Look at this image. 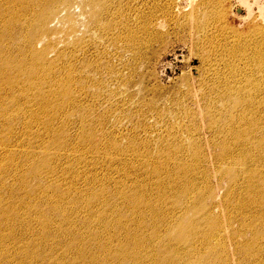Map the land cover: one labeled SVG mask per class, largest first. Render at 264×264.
Segmentation results:
<instances>
[{
    "label": "rangeland",
    "instance_id": "374dc122",
    "mask_svg": "<svg viewBox=\"0 0 264 264\" xmlns=\"http://www.w3.org/2000/svg\"><path fill=\"white\" fill-rule=\"evenodd\" d=\"M101 1L103 5L95 7H105L103 24L94 25L90 17L92 7L86 0H71L69 4H66L68 0H55L56 10L49 18L47 34L32 37L35 31L42 29L38 23H33L31 30L30 50L42 57L41 63L46 69L38 78L41 81L39 87L28 89L32 78L22 73L16 79L12 77L9 86H0L1 99L10 95L15 97V100L7 102L0 99V173H3L0 175V211L9 206L23 215L28 208L17 210L16 203L33 190H43L48 199L52 195L67 197L63 210L69 217L62 224H54L50 228L52 242L47 244L42 240L44 229L37 222H30L23 228V235L14 242L16 245L11 244L6 237L8 231L4 233L0 226V246L10 250V253L0 254V262L9 260L16 264L15 261H20L21 248L30 246L37 253L33 264H139L137 254L123 262L116 259V255L127 247L124 231L105 229L99 222L91 220L98 221L106 216L113 222L122 218L126 223H133L136 217L125 204L121 192L136 197L144 192L145 199L155 202H145V208H148H143L142 218L149 211L159 208L154 214L163 215L174 208H181V205L172 206L175 196L170 197L167 205L154 200L158 193L155 187L157 179L152 177L151 167L143 168L141 161L134 166L128 160L121 167L122 156L113 150L115 146L118 149L129 147L122 152L128 159L133 156L146 159L149 157L146 153H150V157L157 160L160 159V154H156L158 151L174 150L168 153L165 163L172 164L176 158L183 165L189 163L193 149H196L200 153L199 166L200 160L206 161L203 167L209 174L210 185L205 189L200 179L193 181L197 191L196 208L190 216L179 215L180 218L184 216L182 226L188 229L199 227L197 231L204 236L209 231L203 224V213L210 211L213 221L219 223L220 231L213 236V244L199 257L212 258L216 247L222 245L227 249L228 264H237L235 250L246 242L250 247L256 243L262 248L264 236L251 240L250 233L242 234L240 221L230 216L232 211L248 215L251 207L245 208L241 203L226 200L232 188H229L231 184H221V180L231 181V175L227 174L231 171L215 175L210 170L215 164L224 171L230 170L232 161L226 158L216 163L214 156L221 153V149L211 143L230 141L227 133L217 129L215 124L222 114L219 99L223 92L219 87L223 83H229L238 95L242 91L254 93L253 106L243 105L237 112L248 114L258 122L260 127L255 128V133L263 130L264 0ZM26 3L12 10L6 5L3 7L4 20L16 17L11 22L15 35L26 14L33 21L40 14L39 7L34 13H28L35 2L28 3L29 7ZM15 11L19 14L15 15ZM2 29L4 26L0 22V43L10 50L16 69L22 65L17 60L23 57L21 53L18 55L16 47H22L24 41L19 39L13 43L15 36L13 40L3 41ZM0 67L11 66L2 60ZM3 75L12 76L8 71H0V76ZM63 87L69 90L70 95H59L56 100L65 103L66 115L54 106L46 105L47 101H53L52 91L56 89L60 93ZM69 98L75 101L66 105ZM36 102L45 110L42 111ZM15 109L22 114L13 112ZM43 123L49 125L48 130ZM240 123L238 126L246 127L244 122ZM255 133L251 139L259 137ZM229 148L232 149V145ZM82 150L92 154L93 159L85 162ZM54 154L64 157L49 163V156ZM77 158L82 160L79 164L75 161ZM32 160L41 166L40 175H49L57 170V187L54 190L51 183L29 177L27 173L24 175L27 180L19 190V174L30 169L28 163ZM93 164L95 168H92ZM244 167L242 170L245 172L240 171L237 182L251 176V172L264 175V166L258 162L250 169ZM68 169L75 170L79 177H69L73 173L67 172ZM189 172L186 177L196 175ZM153 175L160 176L161 181L166 177L154 171ZM104 177L105 180H98ZM136 179L140 181L135 183L139 185L135 189L132 181ZM261 184V188L255 190H259L264 198V183ZM91 192L98 198L92 201L94 208L85 215L83 203ZM249 192L244 193L241 199L246 198ZM205 193L208 195L203 197ZM153 203L155 206L149 207ZM39 204L43 205V202ZM74 205L81 207L80 211L69 210ZM257 210L248 215L249 222L253 221ZM154 214L147 215L146 224L151 229L146 227L143 233L148 239L155 238L156 247H159L164 244L165 234H161V221H150ZM260 217H255L256 221ZM83 219L89 220L87 226L82 225ZM90 224L93 226L88 227ZM25 230L30 233L25 235ZM139 235L141 241L148 243L146 237ZM182 236L175 240L182 249L199 244V239L186 240ZM27 237H30L29 241ZM104 242L112 245L109 248L112 247L115 254L108 255L110 249L101 250ZM171 244H174V239ZM79 251H84L85 256ZM168 251L166 249L159 260L163 261ZM249 251L253 252L251 248ZM157 254H160L158 250L153 249V253L143 255L144 264H153L150 259ZM263 260L264 255H261L256 262ZM252 262L255 260L252 259L250 264Z\"/></svg>",
    "mask_w": 264,
    "mask_h": 264
},
{
    "label": "bare ground",
    "instance_id": "6f19581e",
    "mask_svg": "<svg viewBox=\"0 0 264 264\" xmlns=\"http://www.w3.org/2000/svg\"><path fill=\"white\" fill-rule=\"evenodd\" d=\"M0 0V22L3 23L4 29H2V39L3 41L10 39L13 40V36L16 38L14 39L13 43L15 41L19 42V39H22L24 41V45L16 47L18 55H23L21 59H18L17 62H19L22 65H19L18 68L16 66L14 61L11 57L12 54L8 48H6L5 44L0 43V62L2 60H5L8 62V64L12 67L10 68H3L0 67V71H8L11 73L10 75H3L0 76V86L6 85L9 86L11 82L13 81L14 77L19 75V73L24 74L26 77L32 78V82L29 83L28 89H35L38 88L40 85V82L38 81V78L43 74L42 72H46V69L41 63L42 57L37 54L35 51L30 50L29 43L31 41V30L33 23L40 24L41 28L40 30L35 31L32 34V37H39L41 35L47 34V24L50 21V17H52L55 14L54 9V1L55 0ZM71 0H68L66 4H69ZM27 2V3H26ZM35 4L32 6L31 10L28 11V13L32 14L34 13V10L39 7L40 14L37 16V22L33 20L28 19V15H25L24 22L22 26L20 25V28L16 32V35L14 34L15 31H13L12 23L16 20L15 16H10L8 20H4L2 18V14H4L3 7L6 5L10 8V10L14 9L15 7L21 6L23 3H26V6L29 7L28 3ZM87 4L92 7L90 11V17L91 21L94 25L103 24L102 16L105 12V7H101L97 9L95 6L102 3L101 0H86ZM103 5V3H102ZM65 7V6H64ZM19 14L18 11H15V15ZM52 15V16H51ZM13 20V21H12ZM12 22V23H11ZM18 25V22H17ZM19 26V25H18ZM23 31H25L24 35H22ZM1 39V40H2ZM15 45V44H14ZM21 53V54H20ZM14 63V64H13ZM219 89L223 92L220 96V103L222 106V114H220V117L218 118V121L215 123L216 128L220 131H223L227 133L229 137V142L226 141H213L211 144L213 147H220L221 153H218L214 156V161L216 163H219L226 158H230L232 161V169L224 171L218 164L213 165L212 171L215 172V175L220 173V175L225 174L228 171H231L230 174L232 179L231 181H224L221 180V184H231L229 188H232L230 191L231 195H228L226 200L227 201H233L241 203L240 205L242 207H251V211L248 212V215H252L256 208H258L257 212L255 213V216H253V221L249 222V217L246 213H235L231 212L230 216L240 221V225L242 227V234H251L252 238L251 240H254L256 237L264 236V198L260 195L259 190L262 183H264V175L260 173L251 172V176L246 177L242 179L241 181L237 182V178L240 175V171L245 172L242 170V167L245 169H250L255 165V163H259L260 165L264 166V126H261L263 128L262 132L255 133L254 130L257 127H260L257 121L251 119L248 114L244 113H238L237 110L243 105H247L248 107L253 106L254 104V93L253 92H241V94H237L234 90L235 88H232L229 83H223L219 87ZM218 89V90H219ZM220 91V92H221ZM219 93V92H218ZM24 95V93H21ZM69 96L70 92L67 88L63 87L62 90L56 91L54 89L52 91V97L53 101H47L46 105H52L56 110H60L59 112L65 113L67 109H63L65 106V103H62L61 101L57 102V96ZM1 99V98H0ZM5 102L13 101L15 100V97L10 95V97L6 99H1ZM74 99L69 98L66 102V105L74 103ZM264 103V100H262ZM36 105L40 106L42 111L45 109L40 105V103L36 102ZM17 111L18 114H22V111L15 109L13 112ZM16 113V112H15ZM17 114V113H16ZM63 122L67 124V121L63 117ZM244 122V126L246 127H240L238 126V123ZM64 123V124H65ZM242 123H240L241 125ZM43 126H45V129H49V125L43 123ZM259 135L258 138L251 139V136L253 134ZM232 145V149L229 148V146ZM115 152H119L120 156H122V166L124 167L126 165V160L130 162L132 165L137 166L138 162H143V168L145 166L151 167L150 173L153 178L157 179L156 184V192L158 191L156 197H153L154 200L157 202L163 203V205H167L170 201V197L175 196L174 198V205L180 203L181 208H174L170 213L161 215L160 213L154 214L157 212L155 211H149V213H153L151 218V222H159L161 221V227H162V233L165 234V241L162 246L156 247V242H154L155 238L148 239V236H145L143 233V230L151 229V227L146 224L148 221L146 213L145 217L142 218V215L144 211L148 208H145L147 204L145 202L149 203L152 200H149V198L145 199L144 194L146 193H140L138 197L133 196L131 194H127V192H121L123 199L125 200V204L128 205L129 209L131 210V213H133L135 218V221L133 223H126L122 218L119 220L113 222L108 219L106 216H102L98 221L91 220V222H99L100 226H105V229H108L109 227L117 230H120L121 232H125V241L127 242V247L124 248L119 254L116 255V259L123 262L126 259H132L135 254H137L140 258L139 264H144V258L143 255L146 256L148 253L152 252L153 249L158 250V253L156 257H151V263L153 264H161L162 262H167L168 264H228L229 258H227V249L224 246H217L215 251V254H213L212 258H203L199 257V255L203 252V250H206L209 248L210 244H213V236L219 232V223L217 221H213L211 218V212H204L203 213V224L207 227L209 233L205 234L204 236H201V232L197 231L199 227L196 229L192 228H184L183 225V217L180 218V214H186L189 215L190 213L194 212L196 208V188L193 185V181L195 179H200L203 184L204 188L206 189L210 185V179L208 178L209 174L207 170L203 167L206 163L205 160H200L201 165L199 166V158L200 153L197 152L196 149H193V154L191 157V160L189 158V163L186 165L179 164L178 159L174 158V162L172 164H166L165 160L169 158L168 153H172L174 150H164L158 151L156 154H160V159H152L150 156L152 154L146 153L147 157L146 159L143 158H136L132 157L131 159H128L126 157V154H123L122 152L125 149H128L129 147H126L125 149H118L117 147H113ZM131 148V147H130ZM132 149V148H131ZM2 152H5L9 154V152L6 149H2ZM82 152L85 155V162L89 161V158L93 159V155L89 154L88 152H85L82 150ZM191 154V153H190ZM92 155V157H91ZM61 157H64V155L61 154H54L52 156H49V163L55 162L56 160L60 159ZM11 157L8 158L10 160ZM75 161H77V164H79L82 160L81 158H77ZM35 160H32L29 164L30 169L26 171H21L19 174V180H18V188L19 190L23 188L25 182H26V176H24L26 173L30 176H33L35 179H41L43 181L49 182L52 184L53 190L55 187H57V181H56V173L57 170L49 173V175H40L39 171L41 166L34 164ZM203 164V165H202ZM249 164V165H248ZM6 171H8V168L3 167ZM95 168V165L93 164V167ZM20 169H23V167H20ZM190 171H192L194 174H196L194 177L185 176L186 174H189ZM153 171L155 174H163L166 175L165 179L163 181L160 180V176H154ZM23 172V173H22ZM67 172L73 173V175L69 176L71 178H78L79 176L72 169H68ZM66 172V173H67ZM55 174V175H54ZM198 174H200V177H198ZM2 176L3 173H0ZM183 175V176H182ZM106 177V176H105ZM98 179L99 181H103L106 178ZM122 181V180H121ZM138 179L133 180L132 184L134 185L137 183ZM151 181V180H150ZM234 182V183H233ZM240 183V185H239ZM154 187V188H155ZM176 187V188H174ZM134 188H139L138 184H135ZM153 188V187H151ZM11 189V188H10ZM250 191V192H249ZM8 192V191H5ZM248 196L246 198H242L244 193H248ZM53 193V192H52ZM174 194V195H173ZM1 195V194H0ZM154 195V194H153ZM208 195L205 193L203 197ZM96 198H98L97 194H93L92 192L86 197L83 206L86 210L85 215L89 210H92L94 208V204L92 201H94ZM67 200V197L65 195L62 196H55L52 195L51 199H48L47 194L44 193L43 190H33L30 192V194L27 197H23L21 200H19L16 203L17 210L22 208H28V211L24 213L23 215L17 214V211L9 206H6L3 210L0 211V226H2L4 233L8 231V234H6V237L9 239L11 244L16 245L15 240L21 235H23V228L27 226L30 222H37L43 229L44 234L42 236V240L45 244L48 242H52L51 238V231L50 228L57 224L60 225L63 223V221H67L69 218L67 213L63 210L65 208V202ZM209 199L205 200L208 201ZM39 202L43 205H40ZM154 202V201H152ZM155 203V202H154ZM151 204L149 207L155 206V204ZM124 205V204H123ZM81 207L78 206H71L69 210L78 212L80 211ZM143 208L145 210L143 211ZM117 211H113L115 214ZM118 213V212H117ZM185 215V216H186ZM190 216V215H189ZM260 217L261 219L256 221L255 217ZM117 218H119V214L117 215ZM89 224V220L83 219L82 225L87 226ZM208 224L210 226H208ZM108 225V226H106ZM93 225L90 224L88 227H92ZM134 226V227H132ZM160 226V225H159ZM135 229V230H134ZM156 231V230H155ZM28 230H25V235L28 234ZM241 232V231H240ZM30 233V232H29ZM142 237H146V241H141L142 238L140 237V234ZM158 233V232H157ZM185 236L186 240H193V239H199V244L194 243L191 245L190 248L184 247L183 249L179 247V244L175 242L177 238H180L179 236ZM151 236V235H150ZM182 236V238H184ZM31 237V236H30ZM30 237H27L28 241ZM174 239V244H171V241ZM80 240H84V238H81ZM222 240V238H220ZM112 246L109 242H104L100 248L103 249H110L109 247ZM236 247V246H235ZM188 249L187 252L185 249ZM252 249L253 252L250 253L249 249ZM22 250L19 253L20 261H15L16 264H33V258L37 254L36 249L30 246H24L21 248ZM112 249V247H111ZM109 250L108 255L115 254L114 250ZM167 255L162 260H159V256L166 250ZM143 250V252H142ZM238 254H243L242 257L238 256ZM10 253V250L8 247H1L0 246V254H6ZM83 257L85 256L84 251L81 253L78 252ZM261 255H264V247H258L256 243H254L251 247L246 242L243 247H239L235 250V259L237 264H242L243 262H246L247 264H250L251 260L254 259L255 262H252L251 264H264V260L262 262H256V259L260 257ZM238 256V257H237ZM103 257V256H102ZM101 258V257H100ZM45 259V257H44ZM93 259V258H92ZM96 259V257H94ZM167 259V260H166ZM231 259V258H230ZM92 264V262H90ZM0 264H12L9 260H5V262H0Z\"/></svg>",
    "mask_w": 264,
    "mask_h": 264
}]
</instances>
